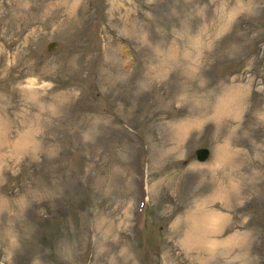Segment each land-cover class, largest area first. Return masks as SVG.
<instances>
[{"label":"rangeland","instance_id":"rangeland-1","mask_svg":"<svg viewBox=\"0 0 264 264\" xmlns=\"http://www.w3.org/2000/svg\"><path fill=\"white\" fill-rule=\"evenodd\" d=\"M0 264H264V0H0Z\"/></svg>","mask_w":264,"mask_h":264},{"label":"water","instance_id":"water-1","mask_svg":"<svg viewBox=\"0 0 264 264\" xmlns=\"http://www.w3.org/2000/svg\"><path fill=\"white\" fill-rule=\"evenodd\" d=\"M54 42L51 41L47 44V48L50 49L51 47L54 46ZM194 153H195V158L197 160H204L208 154V148L207 147H197L195 150H194Z\"/></svg>","mask_w":264,"mask_h":264}]
</instances>
